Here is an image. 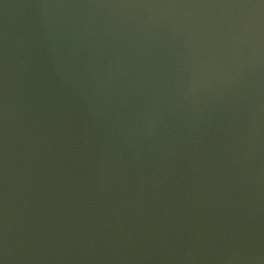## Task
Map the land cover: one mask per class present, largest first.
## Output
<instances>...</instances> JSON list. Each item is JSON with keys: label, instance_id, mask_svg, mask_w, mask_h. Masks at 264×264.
Instances as JSON below:
<instances>
[{"label": "water", "instance_id": "95a60500", "mask_svg": "<svg viewBox=\"0 0 264 264\" xmlns=\"http://www.w3.org/2000/svg\"><path fill=\"white\" fill-rule=\"evenodd\" d=\"M0 264H264V0H0Z\"/></svg>", "mask_w": 264, "mask_h": 264}]
</instances>
